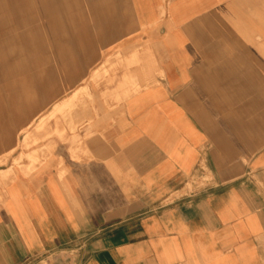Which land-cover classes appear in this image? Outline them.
Returning <instances> with one entry per match:
<instances>
[{
  "label": "crops",
  "instance_id": "1",
  "mask_svg": "<svg viewBox=\"0 0 264 264\" xmlns=\"http://www.w3.org/2000/svg\"><path fill=\"white\" fill-rule=\"evenodd\" d=\"M0 264H264V0H0Z\"/></svg>",
  "mask_w": 264,
  "mask_h": 264
},
{
  "label": "rangeland",
  "instance_id": "2",
  "mask_svg": "<svg viewBox=\"0 0 264 264\" xmlns=\"http://www.w3.org/2000/svg\"><path fill=\"white\" fill-rule=\"evenodd\" d=\"M78 93L81 92V90L77 91ZM86 95L85 93H80V95L78 96H74L73 98L69 99L67 104H62L64 103V101H61L60 103H57L55 106H54V109L52 111V115L49 116V117H46L45 119H43L40 123V125H38L36 128H35V131L37 132V134L41 133L45 128V126H47L48 124V121L49 119L51 118H54L56 120L57 123L61 122L63 123L64 122V119L66 118L64 116V112H65V109H69V111H72L74 110L75 108H78L81 104H82V95ZM60 106V108H59ZM55 114H60L58 117L55 116ZM58 134V133H57ZM48 133L46 132L45 133V137H47ZM44 137H33L31 138L30 136L26 137L25 138V141L23 143V146L22 148H24L25 150H28L30 149L33 145L37 144L39 141L43 140ZM28 157L29 159L31 160V162L34 164L37 162V159H38V156L36 154H28ZM19 159H21V155L19 157ZM17 158H13L12 160V163H13V166L17 165Z\"/></svg>",
  "mask_w": 264,
  "mask_h": 264
}]
</instances>
